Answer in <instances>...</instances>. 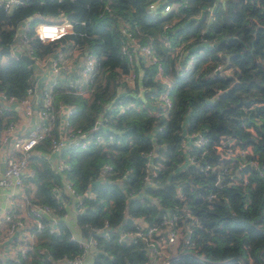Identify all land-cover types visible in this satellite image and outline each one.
Returning a JSON list of instances; mask_svg holds the SVG:
<instances>
[{"label": "trees", "instance_id": "trees-1", "mask_svg": "<svg viewBox=\"0 0 264 264\" xmlns=\"http://www.w3.org/2000/svg\"><path fill=\"white\" fill-rule=\"evenodd\" d=\"M151 3H155L152 8ZM166 4L172 7L164 11ZM105 6L109 9L103 18ZM60 11L73 22L72 32L59 41L42 42L35 37L34 25L57 17ZM122 20L138 42L151 45L170 78L173 106L168 118L149 113L147 94L160 88L152 80L153 66H140L142 70L134 66L140 76L133 88L120 80L121 72L130 67L119 50ZM24 22L29 24L24 33L35 57H46L60 43H92L99 64L89 94H76L66 88L65 80H59L52 90L53 103L73 107L69 118L74 128L89 129L98 113L107 117L95 132L115 139L62 150L60 155L69 167L61 173L52 171L46 157L48 138L41 141L30 157L33 175L28 180L35 185L31 201L50 205L62 217L67 207L61 201L68 198L62 192L56 196L54 187L62 185L63 176L79 192L91 187L104 200L84 201L86 208L75 216L80 234L87 236L101 218H108L112 226L122 220L125 229H134L139 216L153 223L164 209L150 202L149 196L158 198L165 208L179 205L175 193L180 185L201 229L194 230V245H179L171 264H264V0H26L9 12L0 8V91L17 101L27 96L33 82V63L10 56L15 34ZM178 46L180 52L173 55ZM191 57V68L180 74L177 65L184 66ZM126 104L128 108L120 111ZM15 114L13 108L0 109V130L15 120ZM59 120L57 113L55 126ZM158 125L161 129L155 134ZM195 130L209 139L207 152L191 149L201 163L229 161L212 148L220 137L248 148L256 161V167L241 169L247 172L248 183L222 187L220 198L209 208L203 206L199 193L217 189L214 177L205 175L198 165L185 163L180 145L183 131ZM152 142L159 146L151 159L160 169L149 178L160 179L155 187L143 181L141 155ZM104 163L118 173L129 169L130 179L123 186L100 181L97 173ZM59 222L58 234L47 229L36 232L35 249L21 264H52L38 248L52 258L80 251L70 238V228L62 218ZM97 238L92 264H148L143 241L120 242L114 233L109 239ZM5 263L16 264L12 259Z\"/></svg>", "mask_w": 264, "mask_h": 264}, {"label": "built area", "instance_id": "built-area-1", "mask_svg": "<svg viewBox=\"0 0 264 264\" xmlns=\"http://www.w3.org/2000/svg\"><path fill=\"white\" fill-rule=\"evenodd\" d=\"M25 2L26 0H0V8L9 12L15 6ZM154 4L151 3L149 6L152 8L155 6ZM171 7L166 4L164 11L169 10ZM108 9L109 7L105 6L100 16L105 18L104 13ZM28 25V22H24L19 28V30L22 29V32L20 33L18 30L15 34L10 56L19 57L15 54L16 51H19L33 58V82L27 88V96L20 101L0 91V109L13 108V104H15L19 106L25 116L35 118V122L25 135L12 134L16 125L15 120L0 130V134L2 133L0 140L2 142L11 136L7 153L0 150V186L12 189L10 197L14 198L0 218V235L4 237L1 240L7 244L5 249L10 253L8 258L2 260L3 263L8 259H12L16 264H21L22 259L26 258L28 253L35 249L37 243L36 232L47 229L49 234H58L60 232L59 221L62 218L67 224L66 218L69 209L76 216L77 213L81 214L86 208L84 201L97 199L101 202L104 200L102 195H98L97 191L91 189V187L82 192L77 191L72 182L63 176L62 185L54 187L56 196L59 192H62L68 198L61 201L62 205L67 207V212L62 217L57 215L50 205L32 202L30 198L34 195L35 185L28 180L33 175V169L29 163L37 144L48 138L49 152L46 157L51 162L52 171L61 173L69 167L66 158L60 155L62 150L70 147L87 148L91 142L101 144L115 141L112 135L104 138L100 133L95 132L103 124V121L108 119L107 117L98 113L89 129L74 128L71 126L69 118L73 112V107L66 104H59L58 107H55L53 103L52 90L59 80H65L66 88L75 91L76 94L83 96L89 94L92 78L94 73L97 72L99 64L92 43L87 42L84 46L72 45V42L60 43L54 49V52L46 57H35L30 49V39L24 33ZM72 28L73 22L64 15L63 11H60L57 17L36 23L34 25V36L42 42L59 41L62 36L71 33ZM118 31L121 34L120 53L130 64L128 72H121L120 80L126 81L133 88L135 78L140 76V72L134 69V66H141L142 68L153 66L152 80L159 83L160 88H153L147 94V102L151 106L149 113L151 115H163L168 118L173 106L171 81L163 73L161 61L151 45L138 42L125 21L122 20L119 23ZM178 52H180V46L176 47L173 55ZM192 62L193 57L184 66L177 65L181 71L180 74L187 73ZM43 72L47 73L48 81L40 84L35 76ZM140 91L142 92V88L138 92ZM128 106V104L122 105L120 111L127 109ZM57 113L60 114V120L58 125L55 126ZM160 129L161 127L158 125L154 133L156 134ZM208 141V137L199 130L183 131L180 141L182 151L185 154L184 162L198 165V168L205 175L211 174L214 177L213 185L217 189L199 193L200 201L206 208L213 206V203L220 198L219 194H222V187L236 184L245 186L248 183L247 172L241 170L243 166L256 167V161L249 156L250 150L248 148L236 146L232 140L221 137L219 141L212 144V148L217 155L227 158L229 161L227 163H201L191 153V149L202 148V153L207 152ZM158 149L157 143L152 142L147 151L141 152L144 157L145 173L143 181L153 187L161 183L160 179L156 181L149 180L153 175L156 176L157 171L160 169L159 165L151 159L153 156H157ZM54 158H56L55 161ZM2 162L5 163L3 171H1ZM129 174V169L118 173L113 170V166L104 163L98 169L97 176L100 181L119 183L123 186L130 179ZM28 187L30 190L26 192ZM14 189L18 192H14ZM175 195L179 205L176 204L168 208L163 207L158 198L149 196V201L161 206L164 211L160 214L159 219L151 224L146 222L144 216L136 217L134 219V229L121 227L122 220L117 226H112L108 218H101L100 225L95 226L89 235L84 236L80 234L76 224V231L75 233L71 232L70 238L75 240L80 247L77 254H65L61 257L52 258L44 248H38L36 251L44 255L46 260H50L52 264L55 262L84 264L86 256L96 249L97 236L109 239L111 233H114L115 238L120 242L129 239L143 241L146 244L148 264H171V257L178 253L179 245H194V238H192L194 230L195 228L201 229L197 216L185 204V194L183 190H180V185ZM129 196H131V193H129ZM110 201L112 202V199ZM31 227H34L35 230L32 231Z\"/></svg>", "mask_w": 264, "mask_h": 264}, {"label": "crops", "instance_id": "crops-1", "mask_svg": "<svg viewBox=\"0 0 264 264\" xmlns=\"http://www.w3.org/2000/svg\"><path fill=\"white\" fill-rule=\"evenodd\" d=\"M18 47V46H16ZM38 81H40V84H44L47 83L48 81V76L46 72L40 73L38 75L35 76ZM13 109L16 111V116H15V128L13 129V135H25L29 128L32 127L33 123L35 122V118L33 117H27L25 116L21 109L19 108L18 105L13 104ZM2 135V133L0 134V136ZM10 142H11V136L5 140V141H1L0 140V150L3 153H7V150L10 146ZM54 157V155H53ZM56 158H54L53 160L55 161ZM12 192V189L10 188H4L0 186V218L4 212V210L10 206V204L12 203V201L14 200V198L10 197V194ZM14 192H18V190L16 191L14 189ZM17 197V196H16ZM75 214L73 213V211L71 209H69L68 214H67V225L70 228L71 232L75 233L76 231V222H75ZM69 223H72L73 226L71 227L69 225ZM1 232V231H0ZM2 238H4L3 236L0 235V264H5L2 262V260H4L5 258H8L10 255V253L8 252V250L5 249V246L7 244H5V242H2ZM54 264H63V263H59V262H55Z\"/></svg>", "mask_w": 264, "mask_h": 264}, {"label": "water", "instance_id": "water-1", "mask_svg": "<svg viewBox=\"0 0 264 264\" xmlns=\"http://www.w3.org/2000/svg\"><path fill=\"white\" fill-rule=\"evenodd\" d=\"M31 18L32 17L30 16L29 19H31ZM19 32L21 33L22 32V29H20ZM15 54L16 55H19L21 58H23L28 64H30V63L33 62V58L30 57V56H28L27 54L20 53L19 51H16ZM4 166H5V163L2 162L1 163V171H3Z\"/></svg>", "mask_w": 264, "mask_h": 264}, {"label": "rangeland", "instance_id": "rangeland-1", "mask_svg": "<svg viewBox=\"0 0 264 264\" xmlns=\"http://www.w3.org/2000/svg\"><path fill=\"white\" fill-rule=\"evenodd\" d=\"M17 46V45H16ZM69 225L72 227L73 224L69 223ZM92 257H93V253L91 252L90 254H88L84 260V264H92Z\"/></svg>", "mask_w": 264, "mask_h": 264}]
</instances>
